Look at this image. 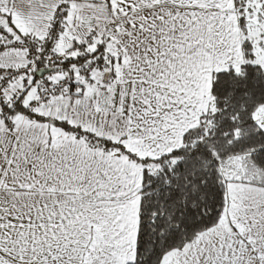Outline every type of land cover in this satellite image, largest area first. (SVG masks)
I'll use <instances>...</instances> for the list:
<instances>
[{"label":"snow or ice","instance_id":"1","mask_svg":"<svg viewBox=\"0 0 264 264\" xmlns=\"http://www.w3.org/2000/svg\"><path fill=\"white\" fill-rule=\"evenodd\" d=\"M0 264H264V0H0Z\"/></svg>","mask_w":264,"mask_h":264}]
</instances>
